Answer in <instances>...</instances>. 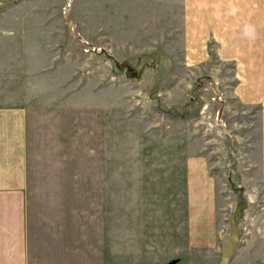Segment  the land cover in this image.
Wrapping results in <instances>:
<instances>
[{"label":"crops","instance_id":"obj_1","mask_svg":"<svg viewBox=\"0 0 264 264\" xmlns=\"http://www.w3.org/2000/svg\"><path fill=\"white\" fill-rule=\"evenodd\" d=\"M228 3L230 58L257 107L230 264H264V0ZM42 32L0 43V264H218L233 202L188 136L161 139L110 108L107 75L92 85L75 48Z\"/></svg>","mask_w":264,"mask_h":264},{"label":"rangeland","instance_id":"obj_2","mask_svg":"<svg viewBox=\"0 0 264 264\" xmlns=\"http://www.w3.org/2000/svg\"><path fill=\"white\" fill-rule=\"evenodd\" d=\"M229 25L228 0H0V43L33 39L39 29L45 44L74 47L86 81L95 85L101 76L104 83L107 75L110 108L138 114L143 129L161 139L188 136L197 166L233 202L230 214L243 192L235 184L243 183L246 127L257 107L243 100ZM143 54L154 64L138 77L118 65Z\"/></svg>","mask_w":264,"mask_h":264},{"label":"water","instance_id":"obj_3","mask_svg":"<svg viewBox=\"0 0 264 264\" xmlns=\"http://www.w3.org/2000/svg\"><path fill=\"white\" fill-rule=\"evenodd\" d=\"M154 64V59L149 54H143L139 57L136 64H131L127 60L118 64L121 68L129 67L130 70L127 71V75L135 73V76H140L144 67L152 66ZM244 208V201L240 202L235 209L229 215L230 231L228 234L224 235L221 239V254L218 264H230L231 259L236 253V248L239 242V229L237 225V217L242 213ZM168 264H172L169 262Z\"/></svg>","mask_w":264,"mask_h":264}]
</instances>
